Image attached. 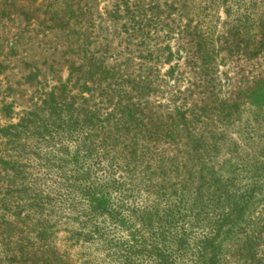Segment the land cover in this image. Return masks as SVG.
Instances as JSON below:
<instances>
[{
    "label": "trees",
    "instance_id": "1",
    "mask_svg": "<svg viewBox=\"0 0 264 264\" xmlns=\"http://www.w3.org/2000/svg\"><path fill=\"white\" fill-rule=\"evenodd\" d=\"M16 8L27 16L25 6ZM250 40L255 58L264 51V19ZM70 49L79 62L65 79L36 82L17 116L14 104L1 105L7 121L17 118L0 124L5 260L264 264V145L257 153L238 136L206 134L205 109L154 100L165 79H174L168 45L156 50L161 66L169 65L159 78L155 64L109 63L85 44ZM196 55L208 57L204 41ZM5 69L0 63V75ZM242 100L263 113L264 79ZM218 106L215 118L232 123L241 107L236 100ZM221 147L227 156L216 160Z\"/></svg>",
    "mask_w": 264,
    "mask_h": 264
},
{
    "label": "rangeland",
    "instance_id": "2",
    "mask_svg": "<svg viewBox=\"0 0 264 264\" xmlns=\"http://www.w3.org/2000/svg\"><path fill=\"white\" fill-rule=\"evenodd\" d=\"M19 5L26 7V17L19 14ZM4 10L0 63L6 69L0 75V109L12 103L19 114L40 85L65 79L70 64L79 62L70 48L80 44L89 45L97 58L109 63L130 60L133 65L145 61L156 66L164 60L156 50L168 45L174 79H165L167 88L162 84L154 100L205 109L208 119L200 128L206 134L238 136L257 153L264 145V112L254 114L242 100L256 81L264 79V51L255 58L247 53L264 19V0H0V11ZM53 19L68 21V28L61 30L65 22L55 25ZM199 41L208 50L203 60L196 55ZM149 52L155 56L147 57ZM140 55L143 58L137 59ZM168 68L161 66L158 78ZM235 100L241 107L233 123L222 115L215 118L220 102ZM16 116L7 121L0 114V124L16 122ZM226 148H220L216 160L227 156ZM0 264H10L2 254Z\"/></svg>",
    "mask_w": 264,
    "mask_h": 264
}]
</instances>
